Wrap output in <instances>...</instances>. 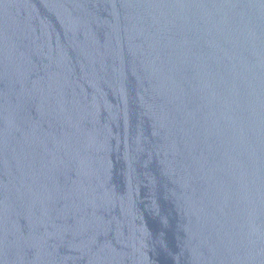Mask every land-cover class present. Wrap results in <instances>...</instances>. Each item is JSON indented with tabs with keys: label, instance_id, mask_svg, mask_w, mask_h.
I'll list each match as a JSON object with an SVG mask.
<instances>
[{
	"label": "water",
	"instance_id": "water-1",
	"mask_svg": "<svg viewBox=\"0 0 264 264\" xmlns=\"http://www.w3.org/2000/svg\"><path fill=\"white\" fill-rule=\"evenodd\" d=\"M0 264H264V0H0Z\"/></svg>",
	"mask_w": 264,
	"mask_h": 264
}]
</instances>
